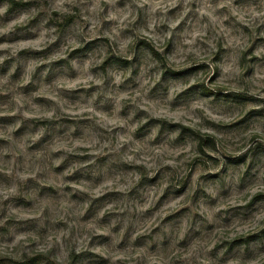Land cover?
I'll return each instance as SVG.
<instances>
[{"label": "clouds", "instance_id": "9594fccd", "mask_svg": "<svg viewBox=\"0 0 264 264\" xmlns=\"http://www.w3.org/2000/svg\"><path fill=\"white\" fill-rule=\"evenodd\" d=\"M0 264H264V0H0Z\"/></svg>", "mask_w": 264, "mask_h": 264}]
</instances>
